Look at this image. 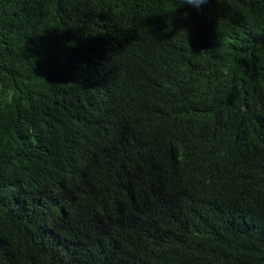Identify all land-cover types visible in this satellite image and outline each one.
Returning a JSON list of instances; mask_svg holds the SVG:
<instances>
[{
    "label": "trees",
    "instance_id": "trees-1",
    "mask_svg": "<svg viewBox=\"0 0 264 264\" xmlns=\"http://www.w3.org/2000/svg\"><path fill=\"white\" fill-rule=\"evenodd\" d=\"M180 3L0 0V264H264V0Z\"/></svg>",
    "mask_w": 264,
    "mask_h": 264
},
{
    "label": "clouds",
    "instance_id": "clouds-1",
    "mask_svg": "<svg viewBox=\"0 0 264 264\" xmlns=\"http://www.w3.org/2000/svg\"><path fill=\"white\" fill-rule=\"evenodd\" d=\"M208 2H209V0H181V3L179 5L188 4V5H191L197 9H199L202 5H204ZM176 7L173 9V11H175Z\"/></svg>",
    "mask_w": 264,
    "mask_h": 264
}]
</instances>
